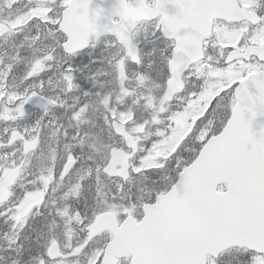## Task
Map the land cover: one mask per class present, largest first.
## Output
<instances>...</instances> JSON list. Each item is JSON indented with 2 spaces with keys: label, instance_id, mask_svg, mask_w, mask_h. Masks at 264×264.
Masks as SVG:
<instances>
[{
  "label": "snow or ice",
  "instance_id": "obj_1",
  "mask_svg": "<svg viewBox=\"0 0 264 264\" xmlns=\"http://www.w3.org/2000/svg\"><path fill=\"white\" fill-rule=\"evenodd\" d=\"M16 2L5 0V6ZM33 20L60 38L56 48L35 59L25 80L50 69L58 48L67 65L59 82L67 92L78 89L74 58L107 40L116 49L108 63L119 88L117 101L135 97L133 104L151 119L137 123L131 110H115L111 94L99 98L109 134L118 135L120 144L101 141L106 155L98 164L90 157L95 167L80 179L94 173L98 184L102 175L118 181L110 195L97 188L90 216L53 205L48 214L54 213V225L56 217L63 221L65 243L49 237L39 246L42 251L26 259L23 233L42 207L49 208V188L58 190L78 157L67 153L61 171L49 168L33 181L40 185L36 191H25L5 208L38 146L43 118L22 133L13 131L9 144L19 140L25 159L0 155V208H5L0 216L11 221L3 251L14 254L11 264L22 259L24 264H80L81 257L85 264H264V0H53L0 24V35L14 34ZM141 30L145 39L151 37L147 53L139 46ZM39 40L37 33L32 44ZM145 55L153 57L149 68L159 61L160 82L138 71L136 88L129 89V67L141 68ZM12 67L0 71V104L19 101L18 115L11 117L16 120L39 95L37 87L43 91L44 81L30 94L29 89L8 93L5 80ZM92 80L95 86V76ZM153 87L160 95H151ZM177 99L181 103L173 110ZM48 104L55 101L48 100L46 114ZM87 108L73 112L77 127L87 123ZM8 118L5 110L0 119ZM72 140L85 144L83 137ZM91 148L99 154L95 143ZM66 187L63 201L79 197V183ZM73 223L84 233L75 244Z\"/></svg>",
  "mask_w": 264,
  "mask_h": 264
},
{
  "label": "rangeland",
  "instance_id": "obj_2",
  "mask_svg": "<svg viewBox=\"0 0 264 264\" xmlns=\"http://www.w3.org/2000/svg\"><path fill=\"white\" fill-rule=\"evenodd\" d=\"M11 2L12 0H9V3ZM52 2L53 0H48L46 3H40L39 5L40 7L44 6L45 4L51 6ZM27 12L28 11L25 10L24 4H21L19 5V7L14 8V4L11 7H8L5 6V0H0V23L16 20L17 17H20ZM30 29H32L31 32ZM36 29L39 30L40 40L36 42L35 46L40 44H45L46 45L45 50H42L44 54L51 51V49L56 48V41L57 39L60 38V36L57 34L50 35L49 34L50 26H46L45 24L39 21L36 22V20H33L31 23L27 24L26 27L22 28V30H15L14 34L11 35L5 34L3 37L0 38V71H3L5 66L7 65L13 66L11 72H9L5 80L8 93L20 94V93H24L26 89H29V94H30V90L32 87H37L38 85H40L41 81H44L43 91H40V89L37 87V91L39 92V95L33 97L28 104L24 105V112L26 114L24 115L23 118H18L16 120L11 119L12 116L18 115L15 109L19 105V101L0 104V116H3L5 110H7L9 117L6 120L0 119V155L14 154L10 156V159L15 158L17 161L25 159L24 149L19 140L13 142L12 144H9V140L12 137L13 131L22 133L24 129L26 128L30 129L36 123V121L41 120V118H43L42 125H44V131L43 129H41V134L38 137V144L39 143L47 144L48 148L47 150H36L37 149L36 148L33 150L34 154L30 153L28 155L25 161L26 167L21 180V183L24 186H27L28 184L32 183V180H37L41 174H44V170H48L49 168L54 167V170L58 173L59 170L63 169L64 166L63 152L58 150V152L55 153L54 151L56 150V145L57 146L60 145V149H64L65 145L76 144L78 145L79 150L82 151L85 145H88L91 148V145L93 143H95L97 149H99L98 145H100L101 141L105 144H111V143H115L117 145L120 144V138H118L116 135L115 137L113 135L108 134V137L106 139H98L97 133L94 131L95 125L92 122L89 123V130H88L87 126L83 124H79V126L77 127V121L72 119L73 126L76 128L73 127L70 130L66 131L68 134L61 133L63 132V129H65V127L68 126L67 122H70L72 124L71 117L73 115V112L78 111L79 108L83 107L85 104L88 105L86 113H88L89 110L92 111L89 114V116L91 118H95L94 120L97 123L96 127L98 128L102 126L103 128L108 129L105 124L104 116H102L101 118L99 117V115H102L103 111L98 108V103L100 100L99 98L105 94H111L112 104L115 107L116 111L128 112L129 110H131L133 113V120H135L137 123H143L145 120L151 119L149 112L146 111L142 106H139L141 107V110L135 108L136 105L133 104V100L135 99V97L126 98L123 101H116L115 103L113 98V95L115 94L114 88L116 89L115 84H113L109 88H105V87L99 88L98 84L93 86L92 89L90 88L93 85L92 77L97 74L96 68L98 67H94V66H96L97 64H102L103 53L106 54L110 52L111 53V55H109V59H110L111 56L116 52V49H113L112 47L109 46L107 40H105L103 43L104 48L102 49L99 48L97 50L86 53L80 57L74 58L72 66L73 68L79 69L77 72L74 73V75L76 74L75 76H77L78 74L76 80L77 83L79 84L78 89H81V91L79 90L80 92L79 91L75 92V95L73 97L69 98V96H66V90L63 88V85L59 82L60 81L59 72L63 70V65L64 67H66L67 65L65 64L64 59L60 54V49L58 48L56 49V52L53 53L55 59L54 61H52L50 69L39 73V75L36 77L25 80L27 81V83H29L28 86L22 87L20 89H16L14 87V82H15L14 76L16 75V72L24 71L25 74L28 70L31 69L35 59L38 58L36 54L35 46L32 47L33 46L32 41L27 42L29 46L28 49L20 48V45L24 42L23 40L24 36L33 38L38 33V30ZM150 41H151V37L145 39L144 32L143 30H141V33L139 35V45L146 53L147 51L149 52L153 47ZM9 49L10 52L7 53L6 50ZM145 56H147V61H145L146 59L144 60L142 68L144 69L143 72H148L146 71L145 68H149L148 65L153 62V57L148 55ZM158 64L159 61L157 60L156 66ZM137 69L138 68H136L135 70ZM134 73L135 72L133 70L130 69L128 70L129 81L127 82L126 86L129 89L136 88V85L130 87L131 79L132 78L135 79ZM49 80H51V83H49ZM55 86H57V88ZM136 91L138 94L143 92L145 95H148V92L145 89H136ZM85 92H88L89 95L85 96L84 95ZM44 94L45 96H42ZM97 94H99V96ZM151 95L158 96L160 95V92L158 89L153 87ZM54 97H56L57 99H51V100H57V101H55V104L47 105L48 111L46 114L44 106L47 104L49 100L47 98H54ZM76 97H79L78 102L76 104H70L69 105L70 108L67 109V111L64 110L61 113L51 112L52 110H50V107H55L56 105H59L56 107L65 106L67 101L73 98L75 99ZM82 97L85 98L84 102H81ZM180 103L181 101L179 99L176 101L175 104L172 103L175 106L173 110H176V108L180 105ZM91 123L93 124V126L91 127L92 129H90ZM129 123L131 124V122ZM72 132H75V134H71ZM54 133H58V134L61 133V136H57ZM78 133L81 134L79 135ZM82 134H86V136H90V137L89 138L84 137ZM33 135H35V133H33ZM46 135L51 137L53 141L48 139ZM133 136H135L134 133ZM72 137H78V138L83 137V139L85 140V144L83 145V147H81L77 143V141L72 140ZM55 140L57 143L55 142ZM144 143H147V141H145ZM124 146L125 148L127 147L126 144ZM45 153H47L46 159H48L49 162L45 161L44 163L43 158ZM105 155L106 153L102 150L97 156L94 157L95 162L98 164ZM89 161H93V159L83 158L80 165L74 169V171L70 174L69 178L65 179L64 185L62 188H60V190H63L66 193L68 191V187L66 186L76 183L82 185L85 180H81L80 176L81 175L87 176L88 175L87 169L89 168V166H94V164H91V162ZM0 163H3V161H0ZM93 175L97 183V178L94 173ZM100 183L102 185L107 186L109 182L104 180L102 182L100 181ZM115 184L116 182H114V186ZM38 188H33V189L27 188V190L34 192ZM24 193H25L24 188L20 186L18 189L19 196L15 194V199L17 200V202L18 199H22L24 197ZM56 194H59L60 197H63V193L61 192L50 191L51 198L53 197V195ZM7 207H11V206H5V208ZM5 208H0V211H4ZM9 215H11V213H9ZM7 219H8L7 216H0V221L2 222V224H0V243H7L3 239L4 233L10 231L11 221H8L6 223L5 221ZM3 229H4V233L2 234ZM63 233L64 231H62V228H60V231H58L56 235L53 234L52 236L56 238L57 237L60 238L61 242L64 241L65 243V240L63 238ZM84 259H85L84 257H81L80 261Z\"/></svg>",
  "mask_w": 264,
  "mask_h": 264
},
{
  "label": "trees",
  "instance_id": "obj_3",
  "mask_svg": "<svg viewBox=\"0 0 264 264\" xmlns=\"http://www.w3.org/2000/svg\"><path fill=\"white\" fill-rule=\"evenodd\" d=\"M159 68H160V65H158L150 73L151 76L153 75V77L158 82H160V79H161L158 76ZM113 84L116 85V89L114 88L115 94L113 95L114 102L116 103L117 101L116 96H117V93L119 92V88H118V85L114 77L111 80V85ZM98 108L103 111L102 115H99V117L101 118L102 116H104V108H103V105L100 104V100L98 103ZM54 110L57 111L58 108H55ZM94 131L97 133L98 139H106L109 134L108 129L105 130L102 126H100V128L95 127ZM82 135L87 138L90 137V136H86V134H82ZM68 145H75V146L67 148V150L65 151V157L67 153L71 152L75 157H78V160L80 159L79 163L82 162L83 158L89 159L90 157H95L97 155L93 152V150L88 145H85L82 151L79 150L78 145L76 144H68ZM43 147H45V145H43ZM101 151L102 149H99V152ZM91 162H92L91 164H93V161ZM92 167L94 168L95 165ZM99 179L101 182L104 181L105 179L104 175L100 176ZM97 188H100L101 192L104 193L105 195H110V190L114 188V185H112V187H109V186L107 187L105 185H102L101 183L97 184L96 181L94 180V175L92 174L91 178L86 179L81 185V193L79 197H70L67 201L62 202L61 207L65 205H69L71 206L72 210H79L82 215L87 214L90 216L92 209L95 207V205L98 202L97 201V196H98ZM40 212H41V215L36 216L30 222V226L23 233V236H26L28 238L26 241H22L25 244V249H26L24 253L25 259L28 258L29 256L36 255L38 250L42 251V249L39 246L43 245L47 241V239L51 236L50 226L52 229H54V228H57V226L61 222H63L58 217H56L55 225H54L53 224L54 215H49L48 214L49 210L46 211V209L42 207L40 209ZM71 227L73 229L72 243H76L78 239L84 238V233L79 230L78 226L75 223H73ZM9 254L12 255V253H9Z\"/></svg>",
  "mask_w": 264,
  "mask_h": 264
},
{
  "label": "flooded vegetation",
  "instance_id": "obj_4",
  "mask_svg": "<svg viewBox=\"0 0 264 264\" xmlns=\"http://www.w3.org/2000/svg\"><path fill=\"white\" fill-rule=\"evenodd\" d=\"M21 4H24V6H25V10L26 11H29V9H34V8H36V7H40V5L39 4H37V3H34V2H30L29 0H17V2L16 3H14V8L15 7H19V5H21ZM0 24H3V23H0ZM32 31V29H30V32ZM34 32V31H33ZM38 33H39V30H38ZM1 38V37H0ZM23 40H24V42L20 45V48H29V46H28V41H32V38L31 37H26V36H24V38H23ZM6 52L7 53H9L10 52V49L9 50H6ZM65 179H66V177H64V179H63V181H62V183L60 184V186L58 187V192H61V193H65V191H62V190H60V188H62L63 187V185H64V181H65ZM20 186H22L23 188H24V190H27V188H28V186H29V184L27 185V186H24L19 180L17 181V183L15 184V186L12 188V191L14 192V195L16 194H18V189H19V187ZM50 191L52 192V188L50 187L49 188V190H48V193L50 194ZM54 197H55V201H60L61 200V197H60V195L59 194H56V195H53ZM12 197V196H11ZM61 245H63L64 244V241L63 242H61L60 243ZM73 244H75V243H73ZM5 247H7V243H0V249H1V252H0V256H4L5 257V260H2V261H0V264H5V261H7V264H11V260H10V258L9 257H13L14 258V254H12V255H5V254H2L1 255V253H3L4 251H3V249H5Z\"/></svg>",
  "mask_w": 264,
  "mask_h": 264
},
{
  "label": "water",
  "instance_id": "obj_5",
  "mask_svg": "<svg viewBox=\"0 0 264 264\" xmlns=\"http://www.w3.org/2000/svg\"><path fill=\"white\" fill-rule=\"evenodd\" d=\"M33 1H43V0H33ZM78 27H79V25L74 23V25H73V29H74V31L77 30ZM87 49H88V48H87ZM87 49H85V50H87ZM85 50H84V51H85ZM73 167H74V166H73ZM113 177H115V176H113Z\"/></svg>",
  "mask_w": 264,
  "mask_h": 264
}]
</instances>
